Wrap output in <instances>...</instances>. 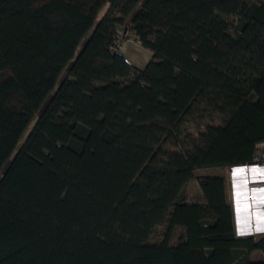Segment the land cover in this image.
<instances>
[{"label": "trees", "instance_id": "1", "mask_svg": "<svg viewBox=\"0 0 264 264\" xmlns=\"http://www.w3.org/2000/svg\"><path fill=\"white\" fill-rule=\"evenodd\" d=\"M261 144L264 0H0V264H264L198 174Z\"/></svg>", "mask_w": 264, "mask_h": 264}, {"label": "rangeland", "instance_id": "2", "mask_svg": "<svg viewBox=\"0 0 264 264\" xmlns=\"http://www.w3.org/2000/svg\"><path fill=\"white\" fill-rule=\"evenodd\" d=\"M103 14H101L102 16ZM120 51L125 54L127 59L139 67H144L147 62L152 58V53L144 48L137 41L134 32L121 34ZM130 38V39H128ZM128 39V40H126ZM143 53V54H142ZM132 55L138 57L140 62L132 60ZM35 120L31 123L28 130L23 136V140L27 137ZM247 169L244 171L235 172L241 168L231 167L230 169L222 170H202L198 174L205 172H217L227 175L230 182V191L235 209L237 233L242 236L247 235H260L264 233V224L258 220L257 216H261L264 210V144L259 146L256 154V162L247 164ZM236 173V174H234ZM186 195L189 200L197 201L203 197L200 184L196 178L190 180L186 186ZM249 203L247 207L246 204ZM239 205V207H237ZM240 209L244 214L239 213ZM249 212V213H248ZM240 214V217H239ZM263 257L262 251H254L250 253V259H261Z\"/></svg>", "mask_w": 264, "mask_h": 264}, {"label": "bare ground", "instance_id": "3", "mask_svg": "<svg viewBox=\"0 0 264 264\" xmlns=\"http://www.w3.org/2000/svg\"><path fill=\"white\" fill-rule=\"evenodd\" d=\"M238 168H241L240 170H235V172L237 171V172H239V171H244L245 169H247V167H238ZM234 174H236V173H234ZM246 206L248 207L249 206V203L247 202V204H246ZM237 207H239V205H237ZM238 211H239V213H242V215L244 214L240 209H237ZM260 211H262V212H260L261 213V216H257V218H258V220H260L263 224H264V210H262V209H260ZM249 213V212H248ZM239 217H240V214H239ZM243 219H245L244 218V215H243Z\"/></svg>", "mask_w": 264, "mask_h": 264}, {"label": "crops", "instance_id": "4", "mask_svg": "<svg viewBox=\"0 0 264 264\" xmlns=\"http://www.w3.org/2000/svg\"><path fill=\"white\" fill-rule=\"evenodd\" d=\"M141 45V44H140ZM143 54V53H142ZM125 55V54H124ZM127 58V57H126ZM132 60H134L135 62H140V60L138 59V57H134V55H132ZM131 62V61H130ZM134 64V63H133ZM135 65V64H134ZM137 66V65H136ZM139 67V66H138ZM143 68V67H141Z\"/></svg>", "mask_w": 264, "mask_h": 264}, {"label": "water", "instance_id": "5", "mask_svg": "<svg viewBox=\"0 0 264 264\" xmlns=\"http://www.w3.org/2000/svg\"><path fill=\"white\" fill-rule=\"evenodd\" d=\"M246 166H247V164H245V165H239V166H235V167L238 168V167H246Z\"/></svg>", "mask_w": 264, "mask_h": 264}, {"label": "built area", "instance_id": "6", "mask_svg": "<svg viewBox=\"0 0 264 264\" xmlns=\"http://www.w3.org/2000/svg\"><path fill=\"white\" fill-rule=\"evenodd\" d=\"M128 39H130V38H128ZM128 39H126V40H128Z\"/></svg>", "mask_w": 264, "mask_h": 264}]
</instances>
